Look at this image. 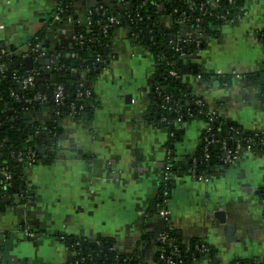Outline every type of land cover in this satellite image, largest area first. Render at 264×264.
Here are the masks:
<instances>
[{"label": "crops", "instance_id": "1", "mask_svg": "<svg viewBox=\"0 0 264 264\" xmlns=\"http://www.w3.org/2000/svg\"><path fill=\"white\" fill-rule=\"evenodd\" d=\"M25 1L26 20L33 17L34 22L8 28L0 21V42L13 53L23 50L53 13V0L5 2ZM91 2L75 0L69 21L63 17L45 26L43 46L52 56L73 45ZM242 10L221 27L218 37L205 35L200 49L182 56L178 73L191 96L202 99L223 121L264 132V47L257 38L264 26V0H244ZM161 22L165 28L170 25L168 17ZM109 57L108 65L88 82L95 104L88 119L57 117L50 107L24 111L41 127L55 120L61 135L49 163L24 168L26 199L6 197L12 201L0 210V264H67L72 253L59 237L91 239L97 234L113 237L121 254L136 248L143 261H153L157 244L138 241L143 232L155 237L166 225L153 199L165 170L167 132L143 116L151 105L155 62L122 28L113 32ZM23 67L28 70L24 60ZM197 72L228 74L229 79L226 84L217 76L202 81ZM232 72L256 76L235 79ZM179 126L183 133L174 144L175 160L192 154L206 120L193 116ZM44 136L41 130L34 137L36 148L49 147ZM169 177L168 224L182 241L198 238L216 248L212 260L200 257L192 264H232L235 258L264 263L263 155L243 151L235 162L204 175L188 170L169 172ZM218 210L224 212V223L215 216ZM227 224L235 227L231 239Z\"/></svg>", "mask_w": 264, "mask_h": 264}, {"label": "trees", "instance_id": "2", "mask_svg": "<svg viewBox=\"0 0 264 264\" xmlns=\"http://www.w3.org/2000/svg\"><path fill=\"white\" fill-rule=\"evenodd\" d=\"M55 1L52 12L59 13L61 19L71 14L75 0ZM203 1L194 0V5L190 8L189 0H96L97 4L89 7L90 21L76 31V38L78 34L82 37L76 39L71 47L56 56H52L51 52L45 49L46 55L32 64L31 68L38 69L39 74L30 88H19L13 75L18 73L24 76L32 71L27 72L24 69L23 59L19 56L8 58L5 55L8 52L7 47L2 44L0 50L4 53L0 54V65H3L0 72V164L5 163L8 166L12 177L11 186L6 192L0 191V210L8 204L5 199L10 194L22 193L24 195L22 201L26 199L24 167L17 162L16 152L31 148L35 152L33 165L49 163L55 156L54 148L61 135V129L55 120L41 127L37 121L25 119L24 111L50 107L58 111L57 117L65 114L79 119H88L95 105L88 82L108 65L112 35L120 28L126 31L127 37L134 45L146 47L153 56L155 77L150 92L151 105L143 116L166 129L167 137L164 146L167 158L164 166L168 165V172L179 174L190 170L193 176H201L219 167L220 164L229 165L231 163L223 160L224 146L233 151L237 142L240 141H249L255 147L256 154L264 156V132L244 130L234 121H223L216 113L213 126L209 131L204 129L202 139L192 154L183 160L173 158L174 144L183 133L179 124H183L193 116L206 118L205 113L208 109L203 104L200 108L202 113L198 114V107L194 103L197 97L191 96L186 86L180 83L178 61L182 55L175 46L177 44L184 55L191 54L203 46L205 35L218 37L221 27L243 12L244 0H220L216 7L202 4ZM109 16L117 17L118 22L105 27ZM164 16L169 18L168 28H165L161 22ZM197 18L199 20H196ZM52 19L51 16L49 21L32 35L28 41L30 45L40 43L43 46L45 26ZM194 29L202 33L198 44L193 42L194 39L186 40ZM257 38L264 47V26L257 31ZM15 61L18 63L15 64ZM9 64L11 67L8 66ZM71 68H76L77 71L74 73ZM171 70L177 71V76L171 75L169 73ZM83 71L81 76L80 72ZM262 74L261 89L264 93V69ZM73 75L76 78H73ZM196 75L202 81L212 76H217L225 83L229 79L228 74L197 72ZM242 75L256 76L255 73ZM56 84L63 86L60 104H56L52 98ZM37 94L45 95L46 102L36 100ZM13 95H16L19 102L14 100ZM166 96L168 100H165ZM25 102H28V107H25ZM9 109L13 110L10 114L7 113ZM178 117L180 120L176 122ZM35 130L44 131V138H49L50 145L47 149L41 150L34 146ZM171 188L170 177L160 179L153 199L157 214L160 207H166ZM11 190H14L13 193ZM260 197L264 199V190L260 193ZM164 222L166 224L164 230L173 239L176 248L173 250L174 253L170 254L171 247H168L167 243L163 244L164 253L171 255L175 264H192L193 259L197 260L200 257L210 261L215 257L214 246L198 238H191L184 242L179 232L168 224L167 218ZM59 239L72 253L71 260L67 264H147L140 258L136 248L127 255L117 252L115 240L111 236L97 234L87 239L78 235H61ZM138 242L160 243L150 232H143ZM153 260L155 264H164L158 253L154 254ZM232 264L260 263L246 258H235Z\"/></svg>", "mask_w": 264, "mask_h": 264}, {"label": "built area", "instance_id": "3", "mask_svg": "<svg viewBox=\"0 0 264 264\" xmlns=\"http://www.w3.org/2000/svg\"><path fill=\"white\" fill-rule=\"evenodd\" d=\"M54 1V4H56L55 0ZM91 4L89 5V7L91 6H94L96 3V0H91ZM220 0H204L202 4H206V5H210V6H213V7H216L218 5ZM194 5V0H189V6L188 7H192ZM101 6V4L99 5ZM89 7L87 8V14H86V19H85V22H84V26L88 24V22L90 21V17L89 15L91 14V11H89ZM71 15H65L64 17L69 21L71 19L70 17ZM52 20L55 21V22H59V20H61V16L59 15V13H52ZM163 18V17H162ZM63 19V17H62ZM196 20H199V18H197ZM118 22V18L115 17V16H109L107 18V23L105 24V27H109V26H112L113 24L117 23ZM187 35V34H185ZM190 37L187 38L186 40H191V39H194L193 42H195V44H198L199 43V37L201 38L202 36V33L200 31H197L196 29H194L193 31L190 32ZM82 35L81 34H78L77 38H76V35H75V38L76 39H79L81 38ZM175 49L176 50H179V52L181 53L182 56H186L184 55V53L181 51V48L179 46H175ZM4 51L3 50H0V54H3ZM8 58H10L11 56H19L20 59H25L26 57H30L31 58V61H32V64L37 61L40 57L42 56H45L46 55V52H45V48H43V46L40 44V43H35L34 45H30V43H27L26 46L24 47L23 50L19 51L18 53H13V52H6L5 54ZM74 55V54H72ZM2 66L0 65V72L2 71ZM27 72L28 71H32L31 73H26L24 76H20L18 73H15L13 75V78L16 82H20L21 83V88H30L34 85V79L35 77L39 74V70L38 69H35V68H31L26 70ZM71 71L72 72H76L77 69L76 68H71ZM84 73L83 72H80V75L82 76ZM171 75L173 76H177V71L175 70H171L169 72ZM218 74H221V73H218ZM221 75H224V74H221ZM232 77L235 78V79H241L243 78L244 76L238 72H232ZM226 84V83H225ZM14 100L15 101H18L19 102V99L16 97V95L14 96ZM63 97V86L61 84H56L54 86V89H53V92H52V98L54 100V102L56 104H60L61 102V99ZM35 99L38 100L39 102H46V96L45 95H42V94H37L35 96ZM165 100H168V96L165 97ZM194 103L196 104V106L198 107V114L202 113V110H200V108L203 107V100L200 99V98H196ZM55 112V115L58 114V111H54ZM206 127H205V130H210L211 127L213 126V123L215 121V116H216V112L214 110H209L207 109L206 110ZM180 120V117L177 118L176 122H179ZM178 124V123H177ZM39 132V130H35V135H37V133ZM224 149H225V153H224V158L223 160L225 162H229V163H233L235 162L240 154L243 152V151H248V152H252L254 154H256V150H255V147L253 145H251L249 143V141H246V142H237L236 146H235V149L233 151H231L230 149L226 148V146H224ZM16 156V160L17 162H19L24 168L26 167H30L32 166L34 163H33V160H34V157H35V152L33 151V149L31 148H28L27 150L25 151H20V152H16L15 154ZM166 158H167V151H166ZM168 160H170L168 158ZM0 191L1 192H6L7 188H9L11 186V177H12V174L11 172L9 171L8 169V166L5 164V163H2L0 164ZM169 177V172H168V165L165 166V170L161 176V178H168ZM166 194V191L164 192ZM15 198L18 199V200H22L23 199V194L22 193H15L14 194ZM167 214H168V211L166 209V207L162 206L158 209V216L161 217L163 220H165L166 218L168 219L167 217ZM28 235L30 237H32V233L29 232ZM156 239L160 242L159 244H157V249H156V252L155 253H158V256L160 259H162L164 261V264H175V261L174 259L171 257V255H165L164 253V246L163 244H168V247H171V252L170 254H173L174 251L176 248H175V244L173 243V239L171 237H169L165 230L163 229L160 233H158V235L156 236ZM195 262L196 259H193ZM258 262V261H257ZM260 264H264L262 262H259ZM150 264H155V261L153 260Z\"/></svg>", "mask_w": 264, "mask_h": 264}, {"label": "rangeland", "instance_id": "4", "mask_svg": "<svg viewBox=\"0 0 264 264\" xmlns=\"http://www.w3.org/2000/svg\"><path fill=\"white\" fill-rule=\"evenodd\" d=\"M5 1L6 0H0V11L3 13V16L0 15V21L3 25L10 28L12 24H17V26L20 27V25L23 26L22 24L24 21L27 25L28 23L35 21V19L31 16V18H29L30 20H26V17L29 16L26 9V6L28 7V3L26 1L24 3L15 2V4L11 3L9 5L6 4Z\"/></svg>", "mask_w": 264, "mask_h": 264}, {"label": "water", "instance_id": "5", "mask_svg": "<svg viewBox=\"0 0 264 264\" xmlns=\"http://www.w3.org/2000/svg\"><path fill=\"white\" fill-rule=\"evenodd\" d=\"M2 46V44H0V47ZM46 44L43 46V48H46ZM24 61H25V66H26V68L27 69H30L31 67H32V61H31V58L30 57H26L25 59H24ZM48 60H46V62H47ZM18 62L17 61H15V64H17ZM9 67H11V64H9L8 65ZM73 78H76V76H74L73 75ZM18 85H19V88H21V83L19 82L18 83ZM43 89V88H42ZM92 93V92H91ZM24 105H25V107H28V102H25L24 103ZM12 109H9L8 111H7V113H12ZM24 118L25 119H29L30 118V114L29 113H27V112H25L24 113ZM67 137V134L66 135H64L63 136V138H66ZM13 191L14 190H11V192L13 193ZM7 202H11L12 201V196H10V197H8V198H6L5 199ZM215 216L217 217V219L219 220V222H221V223H224L225 222V216H224V212L223 211H221V210H218V211H216L215 212ZM234 225L233 224H227L226 225V230H227V238H229V239H231V237H232V232H233V230H234Z\"/></svg>", "mask_w": 264, "mask_h": 264}]
</instances>
